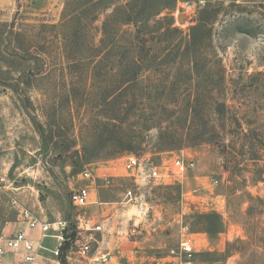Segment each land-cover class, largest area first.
Wrapping results in <instances>:
<instances>
[{
    "label": "rangeland",
    "instance_id": "obj_1",
    "mask_svg": "<svg viewBox=\"0 0 264 264\" xmlns=\"http://www.w3.org/2000/svg\"><path fill=\"white\" fill-rule=\"evenodd\" d=\"M65 1L0 0V211L59 217L75 236L77 216L94 212L70 194L90 185L85 171L108 170L118 178L97 182L99 194L141 198L144 210L126 211L127 223L153 255L171 258L187 226L191 264H264V251L248 244L264 242V0H208L215 19L199 14L205 0H144L166 7L144 27L122 24L115 6L95 22L65 24ZM200 16L210 24L191 36ZM136 53L143 62L129 66ZM117 132L133 153L109 159ZM162 138L175 148L158 153ZM131 155L164 184L137 186L123 167ZM177 158L194 167L180 174ZM213 212L222 232H198V216Z\"/></svg>",
    "mask_w": 264,
    "mask_h": 264
},
{
    "label": "crops",
    "instance_id": "obj_2",
    "mask_svg": "<svg viewBox=\"0 0 264 264\" xmlns=\"http://www.w3.org/2000/svg\"><path fill=\"white\" fill-rule=\"evenodd\" d=\"M110 171L112 169H109ZM112 173L108 170H96L95 187L92 186L90 191V203L82 208L84 211H93L94 215L91 219L99 225H102L101 232H92L88 234L87 239L90 241V252L84 258L78 254V243L74 242L66 253L67 264H165L169 258H161L158 254L151 253L153 247L148 237H139L140 232L136 229L137 224L130 226L127 220L130 216L126 211H143V204L140 197L135 195V200L131 202L125 201V195L119 201L105 200V194H99L97 190V182H102L103 177L113 178ZM140 184L149 182L139 181ZM139 182L137 186H139ZM103 187H106L103 185ZM145 205V204H144ZM157 211H162L159 209ZM184 211V205L181 206ZM37 216V215H36ZM40 221L51 225L46 236L42 237L40 228L28 229L26 225L19 222L17 212L14 216L5 215L0 211V233L13 235L19 231H25L28 239L41 244L48 250H53L61 246L59 240L60 229L58 223L62 220L59 217L47 219V217L38 215ZM102 220L100 221V219ZM126 218V219H125ZM49 220V221H48ZM64 222V221H63ZM194 234H192V237ZM57 237V238H56ZM105 255H111V260H103ZM2 264H17V256L7 255ZM34 264H60L57 258H54L48 251L38 250Z\"/></svg>",
    "mask_w": 264,
    "mask_h": 264
},
{
    "label": "built area",
    "instance_id": "obj_3",
    "mask_svg": "<svg viewBox=\"0 0 264 264\" xmlns=\"http://www.w3.org/2000/svg\"><path fill=\"white\" fill-rule=\"evenodd\" d=\"M124 170L129 173L130 178L134 183L149 182L157 185L164 184L163 176L160 175L156 167L142 163V160L134 155L128 156L124 162ZM175 169L183 174L187 170L194 167L192 162H186L183 158H177L174 162ZM82 180L91 181L90 185L79 187L70 194V202L76 208H84L90 203V191L95 185L94 177L85 171L82 175ZM111 184L110 177L102 178V185L109 186ZM135 195L132 191H127L125 194V201L131 202L135 200ZM12 204H16L15 201ZM19 222L26 225L28 229L40 228L42 237L46 236L50 230L51 225L39 220V218L32 212L25 208L17 211ZM60 236L58 237L61 244L64 242L63 231L67 228L66 222H59ZM102 225L96 224L91 218L84 215H78L75 225L76 240L78 243V254L84 258L90 252V241L87 239L88 234L92 232H101ZM57 238V237H56ZM194 239L187 226L181 227V236L179 240L178 251L171 252L172 256L168 264H191L195 250L193 247ZM38 250L48 251L54 258H59L60 246L53 249H46L41 242H34L28 239L25 231H19L13 235H7L4 232L0 233V264L3 263L7 255L17 256V264H34ZM111 255H105L103 260H111Z\"/></svg>",
    "mask_w": 264,
    "mask_h": 264
},
{
    "label": "trees",
    "instance_id": "obj_4",
    "mask_svg": "<svg viewBox=\"0 0 264 264\" xmlns=\"http://www.w3.org/2000/svg\"><path fill=\"white\" fill-rule=\"evenodd\" d=\"M108 1L109 0H66L63 9V22L67 24L68 21H71L75 16V18L78 20L83 17L82 20L84 23L87 22V20L89 21V23H92L97 21L99 13L105 11V9L107 10L111 6H115V8L113 9L114 15L121 16L122 24L124 25L134 24L136 26L139 24V26L144 27L146 20L149 17H151V15L159 16L161 14V11L166 9V7H161L160 9L158 8L156 10L151 7L146 9L144 7V0H126L125 3H123L122 5L117 4L110 6L108 5L109 4ZM93 8H97L96 10H98V13H96V15H91V9ZM213 8L214 7H212L210 2L208 0H205L203 5L200 7L199 14L206 16L213 15L215 19L218 14V11L215 8L213 11ZM209 24L210 23L204 21V19H202V17L200 16L197 25L189 29L190 35L192 36V34H194L195 32L201 31V29L205 28ZM107 27H108V22L107 20H105L102 23L101 27L99 28L100 40L98 42V47L104 45V41L106 39ZM169 27L167 31H169ZM142 62H143L142 57L138 55V53H136L134 57H132L131 60L129 61V66L136 67L140 65ZM118 73L122 74V71H119ZM109 122L114 124L115 126L120 125L119 123H121L118 122L117 119H109ZM119 130H121V126H119ZM131 141L132 139L130 137H127L123 133H119V132L115 133L113 136H110L109 141H107L111 144V150L108 151L107 153L108 158L115 159L124 155L132 154L133 149L131 147ZM174 148L175 147L173 143H170L169 141H165L164 138H162L158 143V147H156L155 149L157 150L158 153H162L165 151L173 150ZM224 170L226 171L227 169L225 168ZM198 218L201 224V229L198 232L205 233L207 235H214L222 232L223 222H221L220 215L213 212L209 214L199 215ZM63 235H64V242L60 246V255L58 260L60 264H67L66 253L68 249L73 245L74 241L76 240V233L75 236L73 235L69 236L66 228V230L63 231ZM248 244L253 246L254 248L256 247L264 251V242L261 243V245H257L254 243H248ZM230 246L231 245L228 243L227 247Z\"/></svg>",
    "mask_w": 264,
    "mask_h": 264
}]
</instances>
